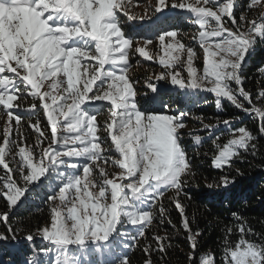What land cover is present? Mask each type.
I'll return each mask as SVG.
<instances>
[{
  "label": "snow or ice",
  "instance_id": "1",
  "mask_svg": "<svg viewBox=\"0 0 264 264\" xmlns=\"http://www.w3.org/2000/svg\"><path fill=\"white\" fill-rule=\"evenodd\" d=\"M129 4L0 0V106L7 117L0 142V199L6 202L0 221L7 231L0 242L32 244L36 236L47 242L29 249L24 264H131L127 249L141 241L143 264H153L152 254L163 258L170 237L153 234L154 248L147 232L157 220L176 228L172 211L189 243V264H217L210 250L197 254L202 232L192 228L181 199L191 200L190 184L199 186L194 157L207 158L208 152L190 155L185 141L197 149L210 141L216 170L257 155L256 142L264 137V106H257L264 105V81L254 103L244 67L256 46H264V11L250 15L264 8V0H149L139 15ZM186 27L193 29L190 39ZM156 42L159 54L153 56L146 49ZM137 53L162 66L156 80L164 82H146L151 91L142 95L128 74ZM258 72L264 74V64ZM202 94L212 95L217 110L226 101L258 116L257 134L235 126L239 117L205 123L208 117L193 112L208 102ZM26 97L27 107L21 102ZM189 116L210 134L189 128ZM235 173L213 177L205 187L228 188L243 176L239 168ZM41 195L48 220L35 234L18 237L24 229L13 228L11 215ZM231 216L236 223L221 228L220 264H264V233L239 213Z\"/></svg>",
  "mask_w": 264,
  "mask_h": 264
},
{
  "label": "trees",
  "instance_id": "2",
  "mask_svg": "<svg viewBox=\"0 0 264 264\" xmlns=\"http://www.w3.org/2000/svg\"><path fill=\"white\" fill-rule=\"evenodd\" d=\"M186 27L184 30H188ZM264 64V47L257 45L256 51L253 53L245 64L244 75L247 77L245 87L253 93V100L255 94L261 89L260 81H264V74L258 72L259 65ZM29 100V101H28ZM25 107L31 103V99L26 97L22 99ZM209 103V102H208ZM257 106H264L257 104ZM208 108H193L196 114H202L208 117V121L212 124L216 122V117L235 118V126H247L253 134H257V127L259 117L255 115H248L235 109L228 102H224L220 110H217L214 104L208 105ZM33 121L35 116L29 117ZM3 128L0 126V142H2ZM225 137L221 142H224ZM257 155L246 154L243 160L237 159L233 163L231 169L216 170L210 166V158L213 155L211 149V142H207L199 149L194 148L192 155L196 151L203 154L208 152V157L201 155L200 158L194 157V163L199 164V175L197 181L199 186L195 183L190 184L187 191L191 195V200L181 198L186 205V211L189 219L192 221V228L199 230L202 235L198 237V255L202 252L211 251L215 253L217 264H220L221 246L219 240L222 236L221 228L228 224H235L236 221L231 216L232 212H237L246 221L247 225L251 226L256 233H264V137H261L257 142ZM239 168L243 172V176L236 177V183L230 185L228 188L211 189L205 187L206 183H211V178H218L227 171H231L232 175H236L235 169ZM4 169L0 166V176H3ZM205 177L209 179L206 180ZM171 192L166 193V196L171 197ZM44 196L39 198H30L29 201L22 205L19 209L11 215L9 223L13 228H21L24 231L17 232L18 237H23L27 231L33 234L36 232L38 225H44L48 220V208L44 204ZM167 204L168 201L165 200ZM6 210V202L0 199V212ZM194 218V219H193ZM171 219L176 225L172 228L171 225L165 223L163 226L154 222L148 232V241L156 247L155 242L152 241L153 234L161 236L168 235L170 240L164 241L167 247L166 254L161 258L160 253L154 252L151 256L153 264H189L187 256L190 252L188 241L185 239V233L180 226V217L177 212H171ZM7 227L5 223L0 221V233H6ZM235 240L236 236H232ZM145 242L141 241L139 247H130L127 249V255L131 260V264H143L144 254L141 249ZM47 244L42 240H35L32 244L27 241L20 240L19 242H4L0 244V264H24L25 256L29 249L40 248Z\"/></svg>",
  "mask_w": 264,
  "mask_h": 264
},
{
  "label": "rangeland",
  "instance_id": "3",
  "mask_svg": "<svg viewBox=\"0 0 264 264\" xmlns=\"http://www.w3.org/2000/svg\"><path fill=\"white\" fill-rule=\"evenodd\" d=\"M148 2H149V0H130V4H129L130 11L131 12H134L137 15L142 14L145 11V7L148 4ZM249 2H250V0H241V3L242 4H248ZM177 11H181V10H177ZM261 11H264V8H261V7L257 6L255 8H253L252 13H250V15H259V13ZM184 31L188 34L185 37V39H190L191 38V34L193 32V29L192 28H189L188 30H184ZM258 45H260V44H258ZM146 51H149V53L151 55H153V56H156L157 54H159L158 42H156L152 46H149L146 49ZM251 56H249L247 58V62L245 64H248V61L251 58ZM137 60H139V63H137ZM130 63H131V67L129 68V73L128 74L133 79H135L137 81L136 88H137L139 94L142 95V94H144L146 92H150L151 91L147 87V83H155L157 85L164 83L163 81H157L156 80V74H158L162 70V66L159 65V63L155 59L149 61V60H146L144 57H140L139 54L137 53L134 56L130 57ZM184 75L186 76V73H184ZM167 87L169 89H174V86L171 85L170 83H168ZM175 90L176 91H179L178 88H175ZM202 95H206L207 96V100H208L209 103L208 102L207 103H200L198 105V108H201V106H202V108L205 109V108H208L207 107L208 105L214 104V100H213V97H212L211 94H202ZM29 99H31V97H29ZM105 103H107V102H105ZM23 104H24V106L26 105L25 103H23ZM14 114H15V112H14ZM106 116H107V111L105 109L101 113V115L98 117L99 121L102 123L106 119ZM6 119H7L6 114L2 110V106H0V126L3 129L6 126L5 125ZM27 119H29V117L25 116V120H27ZM205 123L211 124L208 121V119L205 120ZM215 123L216 122H213L212 124H215ZM188 127L189 128H193L194 127V128H197V129H201V125L199 123H194L192 121V119H191V116H189V118H188ZM220 127H223V125H220ZM186 131H187V129H186ZM200 134H202L204 136H207L210 133H205L201 129V133ZM224 137H225V139L228 138L226 135ZM207 142H210V141H206L205 144ZM185 143L188 144V145H190L189 146V149H188L189 153L190 152H193L194 151V148H196L195 146H191L192 145V142L190 140H186ZM9 159H11L10 156H9ZM108 170L111 171L112 169L109 167ZM44 200H45V197H44ZM45 206H46V208H48L47 205H45ZM48 215H49V210H48ZM125 230L129 231L130 234H134V232H133V230L131 229L130 226H126V229ZM36 239L42 240L39 236H36ZM7 242H9V241H7ZM43 242H45L47 244L46 241H43ZM124 242H127V241L125 240ZM1 243H4V242H0V244ZM72 254L80 257L81 260H84V257H85V254L84 253H82V252H80L78 250H74ZM98 259H103V257H99Z\"/></svg>",
  "mask_w": 264,
  "mask_h": 264
}]
</instances>
